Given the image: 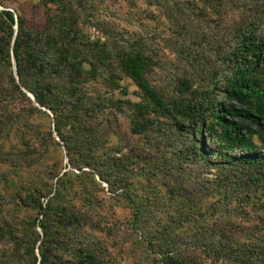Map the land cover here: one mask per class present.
Instances as JSON below:
<instances>
[{
  "label": "trees",
  "instance_id": "obj_1",
  "mask_svg": "<svg viewBox=\"0 0 264 264\" xmlns=\"http://www.w3.org/2000/svg\"><path fill=\"white\" fill-rule=\"evenodd\" d=\"M89 1L39 0L38 27L0 0V264H109L101 236L107 193L132 210L141 231L150 216L158 220L147 240L156 264H264L261 0H198L226 19V34L203 45L214 59L193 62L201 73L178 80L169 98L145 39L108 29L95 40L84 35ZM146 2L170 7L169 20L200 10L186 0ZM116 72L139 100L93 89L100 77L121 88ZM113 109L127 111L131 132L145 142L167 141L171 129L184 148L155 160L124 152L108 133ZM188 163L199 168L196 177ZM167 203L163 220L158 209ZM222 207L233 215L223 227L209 218L222 217ZM238 215L257 221L244 228ZM190 240L201 255L182 248Z\"/></svg>",
  "mask_w": 264,
  "mask_h": 264
},
{
  "label": "rangeland",
  "instance_id": "obj_2",
  "mask_svg": "<svg viewBox=\"0 0 264 264\" xmlns=\"http://www.w3.org/2000/svg\"><path fill=\"white\" fill-rule=\"evenodd\" d=\"M186 1L194 3L200 10L197 13L187 12L190 15L189 19L178 17V20H169L168 12L171 11L170 7L150 6L146 0H90L87 2L84 11L83 33L87 38L95 40L100 36H104L103 34L108 29L109 31H114L118 37L124 34L127 38L145 39L151 47L153 57L157 60L154 72L155 82L164 95L169 98L177 90L178 80L186 78L191 73H201L198 66L193 67V62L196 65L202 64L203 67V65H207L210 57L214 59V48H208L206 51L202 48L203 45L206 46V42L208 40L212 41L215 36H225L226 34V19L220 21L216 14L214 15L212 9L207 5L206 9L201 1ZM255 3H258V1ZM260 3L264 8V0H261ZM7 4L17 9L19 13L27 18L30 24L34 23L38 27L43 25L44 12L40 7L39 0H8ZM230 16L228 15V19ZM206 32L210 33L208 38L204 36ZM260 33L264 36V25ZM115 77L119 80L121 88L109 85L107 81L100 77L93 89L106 93L107 96L114 99L139 100L137 87L131 80L123 75L120 76L118 72H116ZM110 112L114 114L112 117L114 122L112 129H109L108 133L111 135L112 143L122 146L124 152L129 150L134 153L136 151H145V156L148 158L152 157L155 160L164 158L163 153L166 151V156H174L184 148L180 135L174 133L171 129L168 130L167 141L159 140L158 143L154 141V143L145 142L131 132L127 111L122 113L113 109ZM39 122L46 128L48 127L49 120L47 118L41 117ZM52 156H56L57 159L58 155L55 152ZM54 160L52 159L50 162ZM188 165L187 171H192L196 177L199 168L191 167L190 163ZM202 177H212V175L204 174L200 179ZM180 179L183 180V177ZM186 180L193 186L196 184L191 183L194 179H191L190 175L186 176ZM106 186L104 184V187ZM103 196L106 202L103 214L106 215L104 216V221L107 230L101 236L105 240L106 261L109 264H156L157 260L152 250H149L147 240L154 236V233L159 228L158 220L152 219V216H150L149 223L146 224V232H143L133 223L132 210L130 208L123 205L119 199L109 198V193ZM214 201L211 200L209 206ZM167 204L166 209L165 206L158 209V213L164 217L163 220H165V215H167L164 211H171L170 203ZM222 209H224L222 217L209 215L212 224H221L222 227L228 225L226 221L232 218L233 215L226 213V210H228L226 207H222ZM234 219H237L240 226L244 228H247V226L253 227L257 221V218H245L240 215ZM193 244L194 242L190 240L182 248L197 256L201 255L203 250H197ZM205 264L215 263L208 261ZM217 264L231 263L220 261Z\"/></svg>",
  "mask_w": 264,
  "mask_h": 264
},
{
  "label": "water",
  "instance_id": "obj_3",
  "mask_svg": "<svg viewBox=\"0 0 264 264\" xmlns=\"http://www.w3.org/2000/svg\"><path fill=\"white\" fill-rule=\"evenodd\" d=\"M15 75H16V78L18 80V76H17V73H16V67H15ZM28 95L32 98V100H35L34 96L31 93H28Z\"/></svg>",
  "mask_w": 264,
  "mask_h": 264
}]
</instances>
